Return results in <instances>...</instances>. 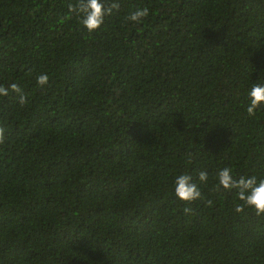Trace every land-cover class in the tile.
Wrapping results in <instances>:
<instances>
[{
    "label": "trees",
    "instance_id": "1",
    "mask_svg": "<svg viewBox=\"0 0 264 264\" xmlns=\"http://www.w3.org/2000/svg\"><path fill=\"white\" fill-rule=\"evenodd\" d=\"M69 2L0 0V85L28 97H0V264H264V216L215 191L264 179V0H116L92 33Z\"/></svg>",
    "mask_w": 264,
    "mask_h": 264
},
{
    "label": "clouds",
    "instance_id": "2",
    "mask_svg": "<svg viewBox=\"0 0 264 264\" xmlns=\"http://www.w3.org/2000/svg\"><path fill=\"white\" fill-rule=\"evenodd\" d=\"M69 18L75 17L78 22L89 33L97 31L105 21L106 16L113 15L118 12L120 4L116 0H73L67 5ZM150 15L148 7H140L128 13L126 20L139 25ZM49 76L46 73H40L36 76L37 86L43 88L47 86ZM15 94L18 104L23 107L27 103L28 97L22 89L12 83L5 87L0 85V97H8ZM248 105L246 108L247 115L253 117L261 107H264V83H254L247 92ZM5 142V130L0 127V144ZM198 181L206 183L208 181V173L201 171L198 173ZM215 191L221 189L235 193L234 211L242 213L245 209H251L257 217L264 216V179H257L256 176L236 177L233 169L224 167L216 174ZM175 197L184 203L190 205L193 202L202 199V192L193 180L192 175L188 173L177 175L174 180ZM208 206L212 205V201H207ZM185 215L192 214L191 207L183 209Z\"/></svg>",
    "mask_w": 264,
    "mask_h": 264
}]
</instances>
